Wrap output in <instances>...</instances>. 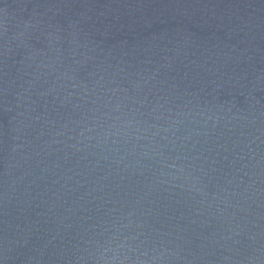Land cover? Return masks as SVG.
I'll use <instances>...</instances> for the list:
<instances>
[{
  "label": "water",
  "instance_id": "1",
  "mask_svg": "<svg viewBox=\"0 0 264 264\" xmlns=\"http://www.w3.org/2000/svg\"><path fill=\"white\" fill-rule=\"evenodd\" d=\"M0 264H264V0H0Z\"/></svg>",
  "mask_w": 264,
  "mask_h": 264
}]
</instances>
